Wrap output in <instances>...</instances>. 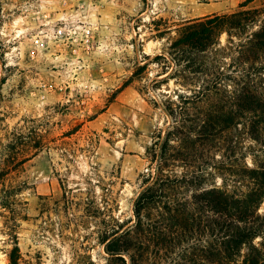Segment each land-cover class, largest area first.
<instances>
[{
	"label": "rangeland",
	"instance_id": "obj_1",
	"mask_svg": "<svg viewBox=\"0 0 264 264\" xmlns=\"http://www.w3.org/2000/svg\"><path fill=\"white\" fill-rule=\"evenodd\" d=\"M243 9L264 21V0H0V158L10 149L24 159L0 181V264H11L15 246L20 264H108L104 233L134 223L135 201L157 174L172 123L165 105L215 79L197 73L183 85L169 78L174 63L155 57L168 56L189 20ZM254 29L224 31L201 55L222 78L211 101H238L254 64L238 49ZM250 79L264 95V70ZM237 120L193 148V165L175 160L165 173L208 160V185L248 191L244 168L264 164V126L255 139Z\"/></svg>",
	"mask_w": 264,
	"mask_h": 264
},
{
	"label": "trees",
	"instance_id": "obj_2",
	"mask_svg": "<svg viewBox=\"0 0 264 264\" xmlns=\"http://www.w3.org/2000/svg\"><path fill=\"white\" fill-rule=\"evenodd\" d=\"M258 13V9H243L191 19L170 42L168 56L155 57L156 61L165 59V64L174 63L169 78L184 80L183 85L192 83L197 73L214 75L215 79L205 78V86L190 95L178 93L176 102L165 105L172 123L161 145L157 174L146 180L135 201L134 223L104 233L102 242L109 255L108 264H264V164L244 168L253 187L242 194L208 185V160L204 165L200 163L198 170L181 175L165 173L175 160L193 165L197 161L193 148L237 125L238 117L247 120L249 134L259 139L264 126V95L250 79L254 71L264 70V64L257 65L264 58V21L259 23ZM249 26L255 29L238 49L245 62H254L252 67L243 69L249 80L238 88V101H211L214 95L221 94L218 85L222 78L210 71L201 55L216 43L218 34ZM147 66L139 65L132 77ZM132 77L124 85L132 83ZM203 103L207 107L201 110ZM196 109H200L199 115ZM7 150L0 158V181L24 162ZM18 252L19 247L15 246L10 254L11 264H20Z\"/></svg>",
	"mask_w": 264,
	"mask_h": 264
},
{
	"label": "crops",
	"instance_id": "obj_3",
	"mask_svg": "<svg viewBox=\"0 0 264 264\" xmlns=\"http://www.w3.org/2000/svg\"><path fill=\"white\" fill-rule=\"evenodd\" d=\"M205 11H208V10H204V12H203L204 14H205Z\"/></svg>",
	"mask_w": 264,
	"mask_h": 264
}]
</instances>
